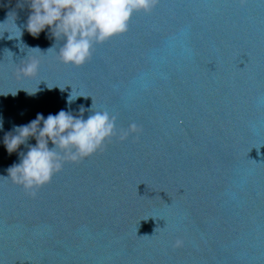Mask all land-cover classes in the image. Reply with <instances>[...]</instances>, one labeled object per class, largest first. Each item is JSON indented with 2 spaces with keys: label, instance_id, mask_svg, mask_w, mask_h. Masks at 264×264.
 I'll return each instance as SVG.
<instances>
[{
  "label": "water",
  "instance_id": "95a60500",
  "mask_svg": "<svg viewBox=\"0 0 264 264\" xmlns=\"http://www.w3.org/2000/svg\"><path fill=\"white\" fill-rule=\"evenodd\" d=\"M24 2L0 0V264H264V0H158L80 67ZM92 103L116 117L102 150L35 197L7 179L36 143L9 154L13 125Z\"/></svg>",
  "mask_w": 264,
  "mask_h": 264
},
{
  "label": "clouds",
  "instance_id": "9594fccd",
  "mask_svg": "<svg viewBox=\"0 0 264 264\" xmlns=\"http://www.w3.org/2000/svg\"><path fill=\"white\" fill-rule=\"evenodd\" d=\"M21 3L22 0H17V6ZM157 3L158 0H26L23 6L27 5L30 14L25 28L36 38L47 27L52 37L64 40L57 52L60 62L80 67L91 58L94 45L126 33L135 13H149ZM7 32L8 39L21 36L20 30L19 36ZM39 67L37 59H30L19 69V74L22 78L32 77L38 73ZM80 96H73L72 89L67 102ZM92 108L93 103L88 109L91 114L86 119L83 118L85 109L81 107L79 116L60 110L46 118L38 113L26 125H13L3 140L9 154L17 152L29 137L34 138L36 143L27 145L26 152L18 153L19 163H13L7 169V179L35 197L37 191L49 184L65 164L80 163L102 150L105 142L117 135L116 117L108 111H93ZM2 129L3 121L0 119ZM138 131L137 125L131 123L127 130L120 133L119 139L125 141ZM49 141L53 145L51 148ZM183 244V240L177 239L173 246L178 248Z\"/></svg>",
  "mask_w": 264,
  "mask_h": 264
}]
</instances>
